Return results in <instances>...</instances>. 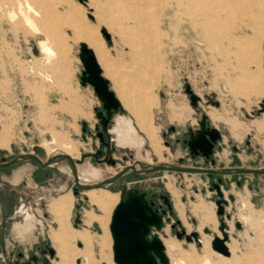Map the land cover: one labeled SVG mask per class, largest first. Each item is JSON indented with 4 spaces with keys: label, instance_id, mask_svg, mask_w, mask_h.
Instances as JSON below:
<instances>
[{
    "label": "rangeland",
    "instance_id": "374dc122",
    "mask_svg": "<svg viewBox=\"0 0 264 264\" xmlns=\"http://www.w3.org/2000/svg\"><path fill=\"white\" fill-rule=\"evenodd\" d=\"M25 1L32 4L36 13H27ZM158 1L0 0V133L5 131L6 144L10 142L8 147L0 148V161L2 157L9 159L28 151L45 158L49 146L71 148L70 155L75 157L101 147L96 134L99 118L95 115V110L102 108L101 101L91 84H81L79 80L83 68L79 43L84 40L75 32L72 20L77 19L97 27L115 67L112 74L105 73L93 52L119 99L115 79L124 76L120 81L127 85L128 75L134 79L137 69L144 70L148 84L146 109L159 145L158 151L154 150L140 129L138 133L146 141L138 149L112 140L109 153L114 163L91 159L100 177L114 174L138 155L151 163L169 161L205 167L264 162V129L257 126L264 125V113H254L264 97V0H243L245 10L235 9L232 0H204L200 4L188 0ZM19 4L24 15H18ZM25 14H29L32 24L26 23ZM101 28L109 32V39ZM41 41L52 50L49 54L42 51ZM150 65L157 69L151 70ZM187 85L199 96L196 105L190 102ZM203 113L222 135L214 146V164L210 160L205 162L201 156L190 155L182 141L188 128L199 126ZM82 120L87 122L85 130L81 129ZM227 120H232L230 123L235 129ZM17 169L14 186L1 181L5 176L16 175ZM221 177V197L226 199L221 202L222 214L217 213L215 201L220 197L213 187L216 174L169 169L137 174L130 170L108 188L119 194L117 190L129 184L145 191L159 210L165 208L161 227H151L148 236H159L169 264H222L220 259L231 262L234 258L235 264H264V173H225ZM73 186L70 172L43 167L32 159L19 160L0 167V207L4 198L14 204L22 195L29 211H37L42 216L43 212L48 213L45 231H50L56 221L48 210V203L52 197L70 189L74 194L71 223L79 229L90 230L93 256L100 259L96 239L101 228L95 221L91 225L84 223L83 214L90 209L100 211L83 190L74 193ZM101 191L104 190H95ZM160 194L168 197L170 208ZM198 199L211 204L215 212L214 215L204 206L197 208L201 210V223L212 226L208 231L198 225L196 212L191 210ZM118 200L119 196L104 210L109 213L111 209L110 217ZM178 204L183 212H179ZM246 205L252 208L249 210ZM204 212H211L215 221H204ZM219 219L223 220L226 233L223 241L233 250L229 257L211 247L215 235L223 237ZM8 224L9 221L7 227ZM182 229L187 233L197 231V238L177 237L176 231ZM110 237L111 259L115 264L111 234ZM72 243L77 250L83 246L78 238ZM50 244L55 255L40 253V260L47 258L48 264H56V247L52 241ZM85 262L83 254L73 258V264ZM102 264L106 263L102 261Z\"/></svg>",
    "mask_w": 264,
    "mask_h": 264
},
{
    "label": "water",
    "instance_id": "95a60500",
    "mask_svg": "<svg viewBox=\"0 0 264 264\" xmlns=\"http://www.w3.org/2000/svg\"><path fill=\"white\" fill-rule=\"evenodd\" d=\"M102 34L106 39H109V33L105 29H101ZM79 58L82 62L83 68L79 75V80L81 84L89 83L92 85L97 97L101 101V109L95 110V115L99 118V124L101 130L98 131V136L102 139V132L107 133V152L102 155L100 150L97 152H87L81 154L79 157H72L66 152L58 151L53 154L47 155L42 158L39 154L34 151L22 152L9 159L2 157L0 161V166H7L13 162L19 160L32 159L37 161L43 167H55L52 164L53 160L65 159L70 166V173L73 176L76 187L73 186V192L77 193L83 189L89 188L91 186H103L108 187L114 180L129 172L130 170L137 174L150 173L155 170L169 169L174 171H189V172H203L207 174L217 173H264V162L254 165H237V166H222V167H205V166H193V165H183L179 163H172L169 161H161L158 163H151L149 161H143L138 157L130 163H127L124 167L120 168L114 174L106 177H101L95 182H84L78 177L77 163H81L85 157H88L91 161L92 157H96V161L104 158L108 162L114 163V158L110 155L109 151L113 148L111 143V133L109 131V126L111 124V118L115 111L121 110L122 104L117 97L115 91L110 87L109 79L102 74L101 67L96 59V56L89 47L84 42L79 43ZM186 91L189 93L190 102L192 105H196L199 100V96L192 91V89L187 85ZM217 104V101H215ZM264 113V97L259 101V106L255 109L254 113L259 114ZM208 123V124H207ZM87 122L85 120L81 121V129L85 130ZM98 127V125L96 126ZM192 130L191 128H188ZM222 135L218 130L217 126L210 125L206 113H203L201 119L199 120V128L195 132H191L189 139H187V145L190 149V154L201 153L206 159L212 154V147L214 143L221 139ZM182 157H179L181 160ZM212 164L215 163L213 157H210ZM139 164V166L136 165ZM59 169V168H58ZM218 182L213 183V187L217 190L220 196L215 201L218 205L217 213L222 214L223 205L221 202H225L226 199L220 190V182L222 180L221 176L217 177ZM127 184L122 185L121 190ZM229 198L232 199L233 196L230 194ZM169 208L171 204L168 205ZM164 211H159L157 207L153 205V201L146 197V192L138 188L131 187L125 198L119 199L112 210L111 219L109 222V229L112 235L113 243V259L115 264H169V259L165 253L164 244L157 235H152L149 237V232L151 227L160 228L163 222ZM220 221V230L223 237L215 235L212 239V247L216 250L226 252L227 246L223 241L226 237V233L223 230V220ZM173 225V224H172ZM204 231H208L209 227H203ZM177 237L184 235L187 240L197 238V231H191L187 233L182 229L181 231H176ZM47 240V239H46ZM53 248L49 247V253H53ZM42 262H36V264H48L47 258L42 259ZM23 264H29L24 262Z\"/></svg>",
    "mask_w": 264,
    "mask_h": 264
},
{
    "label": "bare ground",
    "instance_id": "6f19581e",
    "mask_svg": "<svg viewBox=\"0 0 264 264\" xmlns=\"http://www.w3.org/2000/svg\"><path fill=\"white\" fill-rule=\"evenodd\" d=\"M156 1H158V0H151L152 3L153 2L155 3ZM188 1L190 3H199V4L205 2L204 0H188ZM239 1H242V3H237L233 0L231 2L233 4H235V9H238L240 7V10H243V9L245 10L246 6H243L244 1L243 0H239ZM251 2H253V0H251ZM23 5L27 9L26 10L27 13L29 11L36 13L34 8L32 7V4H30L29 2L25 1ZM252 5H254V4L252 3ZM20 6L21 5L19 4L18 5V11H17L18 15L23 14L22 8ZM247 12H248V9H247ZM10 16L13 17V14H11ZM25 21L28 24H32V20H31V17L29 16V14H25ZM72 22H73L75 32H77L78 36L84 40V43L87 45V47H89L91 50H93L95 52L98 60L101 62V64L103 65V67L105 69V73L107 75L112 74L115 67L112 65L111 59L108 57L107 49L105 48L104 42L98 33L97 27L88 26L85 24V22L83 20L73 19ZM101 29H103V28H101ZM107 33H109V32H107ZM46 42H47V40H46ZM46 42L41 41L40 45H41L42 51L45 52L46 54H49L52 50L46 44ZM149 68L153 71H155L157 69V67L154 65H150ZM101 70H102V68H101ZM102 74H103V71H102ZM144 75L145 74H144L143 69H137V72L135 73L134 79L129 77V75L128 76L126 75L127 76L126 78L128 80L127 85H124L120 81L122 79V77H124V76L119 77L118 79L117 78L115 79L116 80L115 87L117 88V91L119 93V97H120L119 100H120L123 108L121 110H117L113 113L112 118H111V124L109 126V131L111 133V139L112 140H114L115 133H116V141L119 145H122V146L132 145V146L138 147V145L140 144V138L137 135L138 134L137 128H138L143 133H145L147 138L150 140L149 142H150L151 146L154 148V150L158 151L159 145H158V142H157V140L154 136V133H153L154 127L152 125V120L150 117L149 110L146 109L147 108L146 103H147V99H148L147 95H146V89L148 88V84H146V80H145ZM139 78H141L142 80H139ZM140 81H142V83H140ZM260 92H262V90ZM135 98H137V99H135ZM135 100L137 101V104L135 103ZM137 106H139L140 109H138ZM124 109H126L127 111H125ZM130 115L132 117H134V120L132 119V117ZM257 126L259 129H264L263 124L258 123ZM0 134H2V136H0V147H1V146H4L6 144L7 137H4V136H6L5 131L0 133ZM145 141H146V139L144 138V142ZM48 148H49V154H53V153L58 152V151H63V152H66L70 155V151H71V148L63 149V148H59L58 146H55V147L49 146ZM141 160L147 161L144 159H141ZM52 164H55L61 170H65L67 172L70 171V166L65 159H62V160L55 159V160H53ZM89 164L92 165L91 161L89 160L88 157H85L81 163H77V169H78L79 179L81 181L91 183V182H95L96 180H98V179H94V178H97L98 174L96 172H91L88 176H85L83 173H81L89 167ZM136 165L139 166L138 163H136ZM92 179H94V180H92ZM85 180H87V181H85ZM94 188L107 189L108 187L91 186L89 188L83 189V192L90 190V189H94ZM130 188H131V186L129 184L125 185L124 190L123 191L121 190V192H120L119 199H121L122 197L125 198L127 196V193H128ZM86 193L89 196L90 202L95 204L100 210H103V211L107 208V206L110 204V202H114L118 199L117 194H112V193L105 191V190L101 191L99 193L95 192V190H90V191H87ZM71 200H72L71 196H68L66 198H62L59 200L57 199V201H55V203L53 202L54 205H52L51 207L52 208L54 207L55 212H59V213L60 212H67L69 206L71 205ZM248 208L250 210L249 206H248ZM55 215H56V213H55ZM62 215H63V213H62ZM64 218H65V216H64ZM240 218L241 219L244 218V215H241ZM59 220H60V218H59ZM100 220H102V219H100ZM203 220L206 222H212V221L214 222L215 221L211 212H204L203 213ZM61 222H62V220L60 221V223ZM106 222H107V220L103 223V226H105ZM60 234L63 237H65L67 235V238L69 239L68 236H70V234L68 235V231L66 230L64 225H62L60 227ZM221 234H222V232H221ZM60 238H62V237H60ZM64 240H66V239H64ZM103 246H105V244ZM226 246H227V244H226ZM168 247H172V245H169ZM214 250L217 251L218 253L222 254L223 256H228V257L231 255V252H233L232 248L228 247V246H227L226 252H222V251H219L216 249H214ZM220 262L222 264H231V263L235 264L236 259L234 258L231 262L226 261L224 259H220Z\"/></svg>",
    "mask_w": 264,
    "mask_h": 264
},
{
    "label": "crops",
    "instance_id": "0c3cea01",
    "mask_svg": "<svg viewBox=\"0 0 264 264\" xmlns=\"http://www.w3.org/2000/svg\"><path fill=\"white\" fill-rule=\"evenodd\" d=\"M215 120H218V119L216 118ZM227 121H229V122H227L229 124V126L232 129H235L231 126L230 121H232V120H227ZM255 128H256V124H255ZM258 132H260V131H258ZM9 143H8V145L5 144L4 146H1V147H8ZM72 156L75 157L76 155H72ZM18 170L19 169L15 170L16 175H13L12 177L5 176V177L1 178V181L6 182L10 186H14V183H16V180H17L15 176L18 175V172H19ZM11 178H13L15 180L12 179V181H11L10 180ZM101 189H103V188H98L97 190H101ZM12 190H14V189H12ZM65 196L66 197L71 196V198H72L71 205H70L71 207L69 206L67 212H60L61 214L59 212H55L54 207L52 208L51 206L54 205V203H55V201H57V199L59 200L62 198H66ZM73 198L74 197H73L72 191H70V189H67V190L59 193L58 195H56L55 197H53L49 201L48 210L52 214V218L56 221V226L51 227L50 231L49 230L45 231V229L48 225V220L45 218V216L48 215L47 212H43L44 216H42V215H40V213H37V211H34L35 213L29 211L28 207H26L27 203L24 201L22 195H19L17 197V202L15 201L14 204L9 203V200L7 198H5L7 204L6 203L1 204V207H0V223L1 222L3 223V221H6V222L9 221V223H10V220H11V227H13L11 229H12L13 234L10 235L11 231H9L8 233H7V231L5 232L6 243H4V241L2 242L3 246H4L3 250L5 249V251H11L14 247H18V248H21L23 250V254L25 256H28L30 254L39 255L40 253L38 252V249H37V245L35 242L36 240H33L32 242H28L26 240L30 237H36L37 238L38 235L43 236L42 235V231H43L44 234L46 235L47 239L50 242L52 241V243L56 247V252L58 255V259H57L58 261L56 260L57 261L56 264H61V263L63 264L64 262H65L64 264H73V258L75 256H77L78 254H83L86 257L85 263H87V264L89 262H92L93 264H102V261H104L106 264H110V263L113 264V261L111 259V253H110V251H111L110 250V247H111L110 234L111 233H109V222H110V218H111L110 217L111 209L108 213V212L100 210L96 206V208L100 212H94L93 209H90V210H87L83 213L84 214V223L91 225L95 221L98 224V226L101 228V232L96 239V242L99 245V250L101 252L100 253L101 258L95 259V257L93 256V248H92V242H91L92 239L90 236V230L87 228H83V227H82V229H79L81 227L75 228V227H73V225L71 223L70 213H71L72 207H73ZM201 206H204L209 211H213V213L215 215L213 206L211 204L209 205V204L205 203L202 199H198L197 201L193 202L192 207H191L192 212H196V215L195 214L194 215L198 219V225H203V226L209 225L208 227H212L210 224H202L201 223V221H200L201 210H197V208H199ZM250 207H251V205H250ZM18 208H19V210H18ZM178 210H179V212H183V208L180 207L179 204H178ZM13 211H19V213L21 214V216L18 220H16L14 218L15 214H13ZM244 211H246V213H249V212H247V208ZM55 213H56V215H55ZM62 213H63V215H62ZM16 215H17V213H16ZM57 216L60 218V220ZM64 216H65V218H64ZM100 219H102V220H100ZM61 220H62V222L60 223ZM106 220H107V222L105 223V226H103V223ZM62 225L65 226L66 230L68 231V235L70 234V236H68L69 239L67 238V235L65 237H63L60 234V227ZM9 235H10V237H9ZM14 236H16L17 239H15ZM8 237H9V239H11L10 242H7ZM60 237H62V238H60ZM72 237H74V238H72ZM76 238L80 239L83 243V246L79 247L80 250H77L76 248L72 247L73 246L72 241H74ZM64 239H66V240H64ZM19 240H24L26 242L22 243ZM104 244H105V246H103ZM105 251H107L108 253Z\"/></svg>",
    "mask_w": 264,
    "mask_h": 264
},
{
    "label": "flooded vegetation",
    "instance_id": "af4514ba",
    "mask_svg": "<svg viewBox=\"0 0 264 264\" xmlns=\"http://www.w3.org/2000/svg\"><path fill=\"white\" fill-rule=\"evenodd\" d=\"M208 124V123H207ZM98 125V127H96L97 128V131H96V134H97V136H98V131H100L101 130V126H100V124L98 123L97 124ZM174 127L172 126V127H170V129H173ZM199 128V126L198 127H195L194 129H192V130H189L188 129V131H187V133H186V136L185 137H183V139H182V141L184 142V143H186V146L188 147V153L190 154V149H189V146L187 145V139H189V136H190V134H191V132H195V130L196 129H198ZM137 130H138V128H137ZM138 136H139V138H140V144L138 145V147H136L137 149L139 148V146L141 145H144V137L143 136H141L139 133L137 134ZM98 139H99V141H100V146L101 147H98V148H96V150L95 151H91V152H97V150H100V152H101V154L102 155H104V154H106V152H107V142H108V137H107V133L106 132H102V139L98 136ZM142 140V141H141ZM114 141H115V143L116 144H118L117 143V141H116V133H115V138H114ZM218 141V140H217ZM217 141L214 143V145H213V147H212V154L206 159L201 153H197V154H190V155H192V156H201L203 159H204V161L205 162H208V160H210V157H213L212 155H213V153H214V146L216 145V143H217ZM119 145V144H118ZM122 146V145H121ZM126 146H129V145H126ZM132 146V145H131ZM103 147H104V149L105 150H103ZM181 157V156H180ZM94 160H96V157H92ZM138 158H140V159H142L139 155H138ZM100 160H105L104 158H101ZM180 160V159H179ZM17 162V161H16ZM16 162H13V163H16ZM12 163V164H13ZM109 163H111V162H109ZM12 164H10V165H12ZM91 164H92V162H91ZM10 165H7V166H10ZM1 167V166H0ZM3 167H5V166H3ZM91 172H96L97 174H98V176H97V178H94V179H99V178H101L100 176H99V171H98V169L97 168H95L94 166H92V165H90L89 164V167L85 170V171H83V172H81V173H83L85 176H88ZM214 174H216V178L218 177V176H221V174H217V173H212V174H208V175H210V176H212V175H214ZM121 177V176H120ZM119 177V178H120ZM119 178H117L116 180H114L112 183H114V182H116ZM94 179H92V180H94ZM85 181H87V180H85ZM91 181V180H90ZM214 182H218V180L216 179V181H213V183ZM74 187H76V184H75V186ZM98 188H94V189H90V190H97ZM103 190H104V188H103ZM87 191H89V190H87ZM87 191H84V193L86 194V192ZM105 191H108V192H110V193H112V194H117L118 196L120 195V192H121V188L119 189V190H117L118 192H119V194L117 193V192H113V191H111V189H109V188H107V189H105ZM74 195V194H73ZM87 195V194H86ZM160 196L162 197V200L164 201V203L166 204V206L167 207H169L168 205L170 204V202L168 201V197L166 196V195H164V194H160ZM55 197V196H54ZM53 198V197H52ZM51 198V199H52ZM5 199V198H4ZM9 199V198H8ZM88 200L90 201V199H89V197H88ZM151 201H153V205H154V200H151ZM7 204V202H6V200H4V204ZM3 204V203H2ZM93 204V203H92ZM95 205V204H94ZM96 206V205H95ZM155 206V205H154ZM155 207H157V206H155ZM17 208V207H16ZM158 208V207H157ZM18 210H19V208H18ZM165 211V208H160V210L159 211ZM16 213H17V215H16ZM13 214H15V217H20L21 216V214L19 213V211H13ZM13 221V220H12ZM73 225V224H72ZM73 227H75V228H77L76 226H74L73 225ZM11 228H13V227H11V220H10V223L8 224V227L6 226V221H3V223L1 222L0 223V264H23L24 262H28L29 264H36V262H42V263H44V261L43 260H40V257H41V255L39 254V255H36V254H30V255H28V256H25L24 254H23V250L21 249V248H18V247H14L11 251H5V249L3 250V241H4V243H6V239H5V232L7 231V233L9 232V231H11V233H10V235H12L13 233H12V229ZM10 235H9V237H10ZM42 235L43 236H41V235H38V237L36 238V237H30V238H28L26 241H28V242H32L33 240H36L35 242H36V245H37V249H38V252L39 253H49V247H52L53 248V253L52 254H50L49 253V255H55V249H54V247L50 244V241L47 239V237H46V235L44 234V232L42 231ZM9 237L7 238L8 240H7V242H10V240L11 239H9ZM14 238L15 239H17V237L16 236H14ZM47 239V240H46ZM20 242H22V243H25L26 241H24V240H19ZM18 243V242H17ZM2 246V247H1ZM39 256V257H38ZM48 261H49V259L47 260V263H48Z\"/></svg>",
    "mask_w": 264,
    "mask_h": 264
}]
</instances>
